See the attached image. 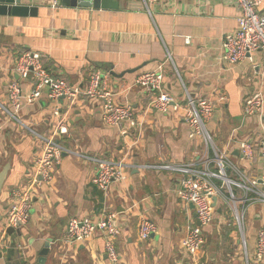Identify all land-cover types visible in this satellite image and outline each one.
I'll list each match as a JSON object with an SVG mask.
<instances>
[{
	"label": "crops",
	"instance_id": "obj_1",
	"mask_svg": "<svg viewBox=\"0 0 264 264\" xmlns=\"http://www.w3.org/2000/svg\"><path fill=\"white\" fill-rule=\"evenodd\" d=\"M51 1L21 0L22 5L36 8L35 15H0V103L9 105L7 85L19 79L15 61L29 49L43 55L51 74L71 83L83 85L84 71L93 66L106 72L116 98L135 108L142 135L134 143L137 129L124 135L123 126L105 125L97 101L83 97L69 108L64 99H48L46 89L40 99L19 111L25 126L0 111V169L8 165L0 192V231L11 202V188L29 182L41 150V142L30 130L47 135L56 121L55 110L67 123L68 134L60 140L66 149L115 159L128 153V162L137 167L129 168L123 181L113 183L105 197L90 182L94 165L64 155L53 181L33 196L28 222L14 229L13 240L8 234L2 237L0 264L33 262L47 238L52 242L46 264H111L100 232L84 243H63L71 217L98 219L107 214L114 215L119 229V264H245V251L249 264H264V259L258 263L254 259L256 235L264 227V206L243 204L242 190L234 186L236 206L244 210L243 232L235 227L225 203L218 198L214 219L201 228V253L196 257L179 253L177 246L186 227L196 224L195 210L179 198L180 175L155 167L192 164L202 168L205 146L199 138H190L183 110H148L150 94L132 86L139 73L162 63L163 88L180 104L185 102L184 90L194 96H224L206 127L215 146L229 156L244 179L259 183V119L244 116L243 111L254 92H262L264 99V51L233 65L221 61L222 37L237 25L234 1L159 0L149 3L148 9L142 0H113L118 3L115 9L63 7L60 0L59 6L52 8ZM19 83L22 89L29 87L27 81L19 79ZM242 142H249L251 158L242 155ZM208 152L212 158V151ZM227 174L237 180L230 170ZM222 191L228 193L227 188ZM141 215L152 219L158 228L147 241L137 237Z\"/></svg>",
	"mask_w": 264,
	"mask_h": 264
},
{
	"label": "built area",
	"instance_id": "obj_2",
	"mask_svg": "<svg viewBox=\"0 0 264 264\" xmlns=\"http://www.w3.org/2000/svg\"><path fill=\"white\" fill-rule=\"evenodd\" d=\"M93 1V0H90ZM159 0H142L143 7ZM175 1V0H166ZM237 9L236 28L222 37V50L220 59L226 65H233L256 51H264V0H233ZM58 1L52 0L50 7H58ZM170 59V55H168ZM264 71V62L262 65ZM14 70L19 79L27 81L29 87L22 89L19 79L11 80L7 85V101L9 105L0 103V111L10 120L23 125L19 111L23 105L35 103L46 89V95L51 101H58L61 97L67 101L68 107L74 106L79 99L85 97L99 103L100 119L107 126H123L122 134L128 135L132 129H137L134 143L142 135V126L136 121L135 108L127 101L116 98V92L109 88L106 81V72L91 67L84 71V84L71 83L67 79L51 74L44 65L43 55L33 50H23L17 57ZM264 74V73H262ZM109 75V73H108ZM165 73L163 64H157L154 70L139 73L132 86L138 87L150 94L148 110L167 113L169 110H183L182 117L187 124L190 138H199L205 146L203 167L197 168L192 164H160L155 168L170 171L180 175L178 189L179 198L186 205L193 204L196 220L199 225H189L180 239L177 249L180 254L196 257L202 251L204 239L202 227L214 219L216 207L214 200L221 198L225 205H229V196L233 205L232 215L240 233L243 232V209H238L232 193V186L242 190V203L257 202L264 206V120L262 118L263 94L254 92L244 106V116L256 115L259 119L260 140L259 153L262 162L260 182L244 179V175L232 163L226 153L220 151L214 144L206 124L211 118L214 108L224 96H194L185 91V102L180 104L167 93L164 88ZM56 121L47 135H40L32 130L33 136L41 142V150L34 163V171L26 185L14 186L10 190L11 202L5 222L1 228L0 246L4 245L2 237L9 228L15 229L28 222L32 208L33 196L43 186L49 185L64 155L76 157L94 165L95 171L90 182L95 185L106 197L111 192L113 183L122 182L129 168L137 167L127 161L128 153L121 158L87 156L81 151L66 149L60 142L68 134L65 116L60 117L58 111L53 115ZM122 129V128H121ZM241 153L251 158L252 148L249 142L239 145ZM212 151L213 157H209ZM230 170L237 180L227 174ZM227 188L228 193L222 190ZM100 232L104 239L106 257L111 264H119L120 257L116 248V239L119 229L113 214H107L98 219H79L71 217L65 226L64 244L84 243ZM158 233L156 223L147 216L141 215L138 219L137 237L139 241H147ZM243 247L245 243L241 242ZM247 251L244 252L245 264H249ZM255 261L264 259V227L256 235Z\"/></svg>",
	"mask_w": 264,
	"mask_h": 264
},
{
	"label": "water",
	"instance_id": "obj_3",
	"mask_svg": "<svg viewBox=\"0 0 264 264\" xmlns=\"http://www.w3.org/2000/svg\"><path fill=\"white\" fill-rule=\"evenodd\" d=\"M60 5L63 7H93L99 9H115L118 8V3L113 0H60ZM36 8L34 6L22 5L21 0H0V15H13V16H31L36 14ZM18 76V75H17ZM60 99H63L61 97ZM8 165H5L0 169V192L3 182L7 176ZM214 206L216 205L213 198ZM193 208V204H190ZM200 223L196 221V225ZM14 229H7L6 233L10 235L11 239H14ZM51 238H47L43 247L37 252L36 258L31 262L26 261L25 264H46L47 256L49 254Z\"/></svg>",
	"mask_w": 264,
	"mask_h": 264
},
{
	"label": "rangeland",
	"instance_id": "obj_4",
	"mask_svg": "<svg viewBox=\"0 0 264 264\" xmlns=\"http://www.w3.org/2000/svg\"><path fill=\"white\" fill-rule=\"evenodd\" d=\"M127 161H129V158H127ZM36 194V193H35ZM227 194V193H226ZM229 205H226V211L229 213V217H230V219H231V221L232 222H234L235 223V219H234V217H233V215H232V207H231V205H233L232 204V202H230L231 201V198H230V196H229ZM235 227H237V225L235 224Z\"/></svg>",
	"mask_w": 264,
	"mask_h": 264
},
{
	"label": "trees",
	"instance_id": "obj_5",
	"mask_svg": "<svg viewBox=\"0 0 264 264\" xmlns=\"http://www.w3.org/2000/svg\"><path fill=\"white\" fill-rule=\"evenodd\" d=\"M216 213V212H215ZM214 217H215V215H214Z\"/></svg>",
	"mask_w": 264,
	"mask_h": 264
}]
</instances>
